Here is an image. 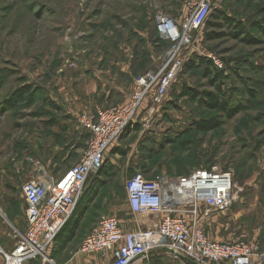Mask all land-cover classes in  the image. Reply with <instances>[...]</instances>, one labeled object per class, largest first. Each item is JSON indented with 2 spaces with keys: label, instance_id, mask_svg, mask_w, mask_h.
<instances>
[{
  "label": "rangeland",
  "instance_id": "rangeland-1",
  "mask_svg": "<svg viewBox=\"0 0 264 264\" xmlns=\"http://www.w3.org/2000/svg\"><path fill=\"white\" fill-rule=\"evenodd\" d=\"M183 5L184 0H0V223L6 214L16 226L14 231L3 225L8 239L16 241L24 230L23 184L57 177L56 165L74 167L87 149L89 133L81 121L93 112L73 117L78 93L87 96L95 88L117 85L131 90L138 77L155 70L167 51L166 45L157 46L155 15L163 11L181 19ZM218 13L243 23L260 43L231 36L234 31L222 21L223 28L212 27ZM214 32L225 35L206 38ZM197 42L184 51L186 65L162 111L113 144L101 182L89 177L84 189L92 191L91 200H112L120 207L126 182L136 173L148 179L162 173L184 176L217 164L233 173L236 201L221 217L223 227L212 231L233 242L257 244L253 264H264V0H214ZM209 56L222 64L215 69L225 80L223 92L242 106L232 118L183 96L185 87L217 93L204 75ZM24 87L30 94L16 101L14 93ZM211 118L223 125L208 133L194 127ZM55 143L63 148L58 155ZM249 200H257L254 207ZM238 211L242 215L231 219ZM102 218L83 223L89 234Z\"/></svg>",
  "mask_w": 264,
  "mask_h": 264
},
{
  "label": "built area",
  "instance_id": "built-area-1",
  "mask_svg": "<svg viewBox=\"0 0 264 264\" xmlns=\"http://www.w3.org/2000/svg\"><path fill=\"white\" fill-rule=\"evenodd\" d=\"M213 2L184 0L181 19L157 12L159 37L171 44L162 62L136 79L121 105L98 108L82 119L89 142L75 167L57 179L43 177L23 184L26 232L19 233L11 252L0 242V264H57L52 256L55 241L72 217L88 178L100 174L108 150L124 134L162 111L186 65L184 51L198 43V32L211 15ZM209 58L222 67L218 59ZM125 191L132 213L152 223L126 232L117 218L105 216L83 240L81 253H99L104 259L112 255V264H141L159 250L181 264H253L257 244L217 242L204 229L211 212L226 213L236 201L231 170L215 164L189 175L162 173L154 179L136 173L127 180Z\"/></svg>",
  "mask_w": 264,
  "mask_h": 264
},
{
  "label": "crops",
  "instance_id": "crops-1",
  "mask_svg": "<svg viewBox=\"0 0 264 264\" xmlns=\"http://www.w3.org/2000/svg\"><path fill=\"white\" fill-rule=\"evenodd\" d=\"M116 78L117 77L114 78L115 84L118 81V79ZM134 84H135V81L132 84L131 90H127L125 87H121L117 85L118 87L114 86L113 88L112 87L111 88H108V87L100 88L99 87L97 89L95 88V90L88 92L87 96L83 92H82V95L78 93V98H79L78 103H77L78 105L77 107L72 108L70 111H72V115L74 117L75 115H78L82 111L87 110L88 112L90 111L94 112L96 108H98L99 106L111 107V106L119 105L120 103L124 101L125 95L128 92L132 91ZM68 119H71V118H68ZM59 146H60L59 144H56L55 148L59 149L60 148ZM62 151H63V148L61 147L60 151L56 155L62 153ZM56 166L58 168L53 169V174L57 175V177H52L56 179L63 176L65 173H67L69 170L73 168V167L70 168V165H66V163L63 164L62 162L60 163V166L58 165ZM125 194H126V191H125ZM86 201H91V203L90 204L86 203ZM84 202L85 203L79 205V207L77 204L72 217L70 218L68 224L66 225L64 229L63 238L68 236L70 233L74 232L75 239L67 243H65L64 241L60 245L61 247L59 251L60 250L61 251L57 255V259H60L63 261L60 264H112L113 263L112 255H110L109 258L104 259L99 253L83 254L80 252L82 241L89 234L88 231H90L89 227L84 228L83 223L86 222L87 220L94 219V218L97 220L105 216L115 217L119 220L122 230L126 232L137 230L138 228H140L139 224H143L144 227H147L152 223V219H147L142 222V220H140L141 218L140 219L137 218L132 213L129 202L127 200V196H126V200L124 204L122 203L120 207L114 206L112 203V200H105L104 202H100V200H84ZM255 202H257V200H249V206L254 207L255 205L253 206V204H255ZM8 204L9 203H5L6 211H9ZM244 212L245 211H243V213ZM241 213L242 211H238V213L232 215L231 219L240 217V215H242ZM226 214L227 212L223 214L211 212L210 217L204 223V229H205L206 234L214 241L233 242L232 239H225L223 237H220L219 234L214 233L212 231V229L214 228L218 229L220 227H223V225L221 224V217L228 216ZM12 222L14 223L15 220L10 219L8 215L5 214L4 219L2 218V222L0 223V242H1L2 247L8 252H11L15 248V241L8 239L9 233L7 234L3 225L6 224L7 226H12V228H14V231H15L16 226ZM210 225H211V229H208V226ZM25 232H26V221H25V226H24V230L22 231V233H25ZM141 264H181V263L174 261L168 252L159 250V251L153 252L150 255L149 259Z\"/></svg>",
  "mask_w": 264,
  "mask_h": 264
},
{
  "label": "trees",
  "instance_id": "trees-1",
  "mask_svg": "<svg viewBox=\"0 0 264 264\" xmlns=\"http://www.w3.org/2000/svg\"><path fill=\"white\" fill-rule=\"evenodd\" d=\"M237 1L241 2V3H245V2H254L257 0H237ZM213 17H215L216 23L213 24L212 27L223 28L224 27L223 23H224V24H227L230 27V29H232L234 31L231 33V36L236 37V38L242 37L241 40L244 43H246V44L248 43L250 45H257L260 43L259 41L255 40L252 37V35L248 34L247 30H246V26L243 23L239 22L238 20H235V18L230 17V16H226L224 14L221 15L220 13L214 14ZM220 21H222L223 23ZM254 27L263 31L262 30L263 26L256 24V26H254ZM224 35H225L224 33H215L214 32V33L208 34L206 38L207 39H217V38L223 37ZM157 42H158L157 46H160L161 44L166 45L167 51L171 46V44L169 42L162 40L159 37V35H158V39H157L156 43ZM190 67H193V66H190ZM204 75L210 80L211 85H213L215 87L217 86V93L197 92V90L194 88L191 89V87H185L183 89V96L191 97L194 100H197L200 105H202L203 107L207 108L208 110H210L212 112L223 113L227 117L232 118L236 113H238L241 110L242 106L234 105L232 103L231 98H228L225 95V93L223 92L222 85H223V82L225 80L222 76V73L215 69V65L213 64V62L209 61V63H207V65H206V70H205ZM30 92H31V90L28 87H24V88H22L19 91L14 93V98L16 99V101H21L25 98L26 95H29ZM249 92L252 96H255V93L253 91L250 90ZM222 123L223 122L220 119L211 118V119H205V120H200L198 122H195L194 127L197 129L198 132L208 133L210 131L219 129L223 125ZM103 173H104V167H103L102 171L100 172V174L98 176L94 177L95 182H101V180H98V179H100V177L102 175H104ZM91 193H92V191L90 193H89V191H86L83 194L82 198H80V200H79L78 207H79V205L85 203L84 200H91ZM86 203L90 204L91 201H86ZM64 229L58 235V237L55 241V244H54L53 251H52V256L56 260V263H57V255L61 251V250L59 251V249L61 247L60 245L62 244V242L65 241V243H67V242L75 239L74 232L70 233L68 236L63 238ZM57 264H59V263H57ZM190 264H192V263H190Z\"/></svg>",
  "mask_w": 264,
  "mask_h": 264
}]
</instances>
